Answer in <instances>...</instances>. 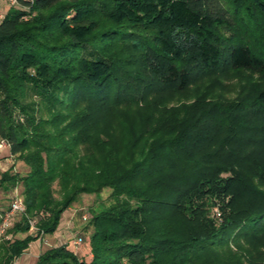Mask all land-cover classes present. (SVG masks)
Listing matches in <instances>:
<instances>
[{
  "label": "trees",
  "instance_id": "1",
  "mask_svg": "<svg viewBox=\"0 0 264 264\" xmlns=\"http://www.w3.org/2000/svg\"><path fill=\"white\" fill-rule=\"evenodd\" d=\"M20 1L0 19V140L27 171L0 188L22 187L25 236L0 241V264L106 188L88 252L35 264H264V0ZM233 76L235 97L211 93ZM140 107L122 148L99 139Z\"/></svg>",
  "mask_w": 264,
  "mask_h": 264
},
{
  "label": "rangeland",
  "instance_id": "2",
  "mask_svg": "<svg viewBox=\"0 0 264 264\" xmlns=\"http://www.w3.org/2000/svg\"><path fill=\"white\" fill-rule=\"evenodd\" d=\"M5 0H0V14L4 15L8 10ZM1 19V18H0ZM256 76V75H254ZM246 78L241 76H233L221 81V85L216 86L211 93H220L225 98L231 99L236 96L237 84L245 81ZM252 80H255L252 78ZM205 84L191 87L182 96L193 98L201 91L205 90ZM186 100L192 101L191 98ZM170 103V102H168ZM169 104L168 106H171ZM116 117L108 116L101 121L98 126L99 139L104 140V144L117 145L122 148L123 141L134 133V129L130 130L129 121H133L134 125H138L139 118L148 116V109L140 108H118ZM133 126V125H132ZM98 139V140H99ZM97 140V139H96ZM95 143V142H94ZM12 168L14 173L23 175L27 171V167L22 161L15 160L8 152L7 148L0 147V175L7 169ZM54 189L57 186L54 184ZM22 187L18 184L12 190L0 188V214L8 211L10 200L13 195H21ZM22 197V196H21ZM23 199V197H22ZM110 190L103 189L99 195H80L78 200L74 202L67 210L63 211L59 219L58 225L52 234H46L41 239L38 238L29 243L25 251L13 262V264H35L41 253L48 248L66 245L71 251H78V254H86L89 250L88 237L90 234L89 219L92 212L98 211L101 207H106L110 203ZM85 216V217H84ZM21 216L13 215L10 217L7 229L4 234L0 235V241L4 239L22 238L25 234L15 233L12 230L14 224L20 221ZM78 237L83 238V242L78 245L74 243ZM236 250L235 247H232Z\"/></svg>",
  "mask_w": 264,
  "mask_h": 264
},
{
  "label": "built area",
  "instance_id": "3",
  "mask_svg": "<svg viewBox=\"0 0 264 264\" xmlns=\"http://www.w3.org/2000/svg\"><path fill=\"white\" fill-rule=\"evenodd\" d=\"M8 6H19L20 0H5ZM26 2H33V0H24ZM3 15L0 14V18ZM0 147H6V144L3 140H0ZM25 204L24 201L19 194L13 195L12 199L10 200L8 211L4 212L1 218L0 223V235L4 234L5 230L7 229L8 223L10 221V217L13 215L23 216L25 214ZM85 217V216H84ZM28 224V233L32 235H36L38 232L37 228V220L35 218H27ZM43 237V234H40V239ZM81 238H77L74 241L75 244H79L81 242Z\"/></svg>",
  "mask_w": 264,
  "mask_h": 264
},
{
  "label": "crops",
  "instance_id": "4",
  "mask_svg": "<svg viewBox=\"0 0 264 264\" xmlns=\"http://www.w3.org/2000/svg\"><path fill=\"white\" fill-rule=\"evenodd\" d=\"M6 3V2H5ZM7 6V5H6Z\"/></svg>",
  "mask_w": 264,
  "mask_h": 264
}]
</instances>
